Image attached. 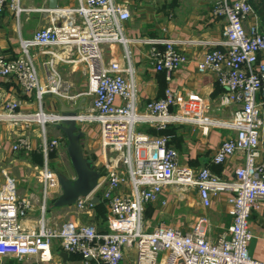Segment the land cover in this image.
I'll use <instances>...</instances> for the list:
<instances>
[{
	"label": "built area",
	"instance_id": "2783aa9c",
	"mask_svg": "<svg viewBox=\"0 0 264 264\" xmlns=\"http://www.w3.org/2000/svg\"><path fill=\"white\" fill-rule=\"evenodd\" d=\"M20 1L0 0V11L7 9L17 19L26 9ZM252 9L250 0H215L211 14L223 19L222 37L196 63L199 71H211L226 88L220 103L235 105L230 119L220 122L234 133L222 138L211 159L213 164L223 165L240 153L243 162L234 168L231 179L212 174L206 167L181 168L178 151L167 143V135L137 129L145 123L162 129L169 123L189 122L202 124L206 131L208 123L218 122L204 115L209 106L199 97H184L169 86L162 96L136 106L133 81L127 76L131 67L122 58H105L104 54L105 44L126 39L121 27L131 16L126 1L77 0L75 5L57 7L59 21L21 37L16 56L0 53V75L15 78L24 92L34 93L39 106L20 112L21 101L8 99L0 119L39 122V149L44 157L34 177L42 188L41 198L32 193L20 195L17 180L1 171L0 259L36 258L41 254V260H49V249L56 239L62 250L79 255L85 264L89 260L121 264L129 252L134 255V264H264L248 252L251 212L264 200V143L260 140L264 129V61L259 57L264 49V30L257 21H251ZM142 40L149 44L148 56L154 68L170 80L186 58L175 39L153 36ZM61 59L83 65L86 91L68 92L57 67ZM46 94L73 100L82 94L91 95L90 104L83 105L75 117L76 121L99 123L100 163L106 174L90 196L75 201L73 211L90 219L95 205L91 196L99 192L106 208L102 230L91 221L52 222L46 217V200L60 190L58 173L48 160L60 140L47 137L44 122H57L62 117L59 112L43 110ZM10 148L33 147L23 132ZM165 188L195 191L202 210L211 207L213 198L225 194L230 206L229 226L212 238L206 217L200 215L187 230L165 225L149 230L143 219L144 205L158 202ZM160 203L165 205L166 200ZM37 208V220L23 223Z\"/></svg>",
	"mask_w": 264,
	"mask_h": 264
},
{
	"label": "crops",
	"instance_id": "0c3cea01",
	"mask_svg": "<svg viewBox=\"0 0 264 264\" xmlns=\"http://www.w3.org/2000/svg\"><path fill=\"white\" fill-rule=\"evenodd\" d=\"M124 1L127 2L131 11V16L121 23L122 32L126 39L124 42L116 41L105 44V58H122L123 62L131 67V74H127V76L133 81L137 107H142L149 99L162 96L166 86L184 97L193 94L199 97L203 103H207L209 108L204 115L218 123H208L206 131L202 130V124L199 123H169L173 127L165 134L169 140L167 143L177 149L181 168L197 170L206 167L212 174L223 179H231L234 168L243 162L242 155L237 153L223 165L213 164L211 159L222 138L234 133L232 129L221 126L220 122L230 119L235 105L233 103H220L226 88L216 81L211 71H199L196 65L202 53L210 49L214 42L222 37L223 19L214 17L211 14V8L215 0ZM250 1L253 6L250 13L251 21H257L260 28L264 30V0ZM20 2L26 9L19 14L17 19L7 9L0 11V53L9 57L16 56L19 53V39L21 37L29 36L35 29L49 25L53 23V20L58 22L60 18H58L59 14L56 13L57 7L75 5L77 0H56V6L53 8L49 6L48 0H21ZM153 36H166L175 39L176 46L186 57L168 81L164 78L163 71L154 68L148 56L149 44L142 40ZM123 55H125V58ZM42 56H38L37 61H40ZM70 57H74V54H71ZM259 57L264 61V49L259 52ZM57 67L69 93L81 91L82 88L86 87L87 77L81 63H74L70 59H61L57 63ZM82 74H84L83 81L76 82V76L78 75V79ZM34 96V93L24 92L15 78L0 75V112L3 110L4 101L8 99H19L21 101L20 112L37 110L39 106ZM58 97L73 105L79 103L82 97H84L82 105L87 106L91 102V95L88 94H82L75 100L46 94L42 105L43 110L48 113H57L60 107ZM44 124L47 137H58L60 140L57 149L51 151L48 156L50 165L52 164L55 167L52 168L60 174L59 168L62 165L59 161L64 153L61 145L65 143V136L56 127L55 121L46 119ZM46 124H49V130H47ZM77 126L81 130V145L84 155L92 162L93 160L100 162L99 123L77 121ZM148 127L156 129L147 123L138 125L137 129L150 134H164L154 131L149 132L146 130ZM23 132L29 135L33 148L11 150V143ZM41 137V124L37 121L26 123L20 120L14 123L5 118L0 119V187L4 179L1 171L7 169L8 173H12V170L16 168L19 173V179L16 177L18 193L20 195L32 193L36 198H41L42 188L34 179L38 168L42 166L44 161L43 153L39 149ZM260 140L261 143H264V129ZM33 151L40 152L41 157L35 155V152L32 153ZM36 159L39 161L41 159V163H38ZM63 172L65 173L62 174L67 176L66 168ZM105 174L106 172L101 173L99 181L105 177ZM71 178H74V176ZM55 196L53 195L46 200V217L48 219L57 222L66 220L91 221L98 230L105 228L106 219L103 220L97 217L95 208L94 215L90 219H86L83 214H76L73 211V204L63 207L53 206ZM161 199L166 200L165 205L160 203ZM186 199L193 200V204L190 205ZM198 210L197 216L193 214V216H196L194 221L198 216L204 215L212 238H216L218 234L226 230L231 222L230 206L225 201V194L213 198L211 207L202 210L198 205L196 192H188L181 188H177L175 191L165 188L158 202L145 204L143 219L147 221L149 230L156 225L180 228L178 227L180 222L177 220L186 217L187 212ZM209 211L210 214L208 215ZM50 214L55 215V217L50 216ZM189 216L191 217L190 214ZM38 217L39 210L37 208L32 216L23 220V223H34ZM249 227L252 233L248 244L249 255L253 259L264 261V200L259 203L257 208L252 210ZM180 229L187 230L188 228ZM49 255V260H41L39 258L41 254L36 258L26 259L3 257L0 259V264H85L79 255L62 250L56 239L51 243ZM133 259V253L129 252L124 256L121 264H134ZM88 264L106 263L89 260Z\"/></svg>",
	"mask_w": 264,
	"mask_h": 264
},
{
	"label": "water",
	"instance_id": "95a60500",
	"mask_svg": "<svg viewBox=\"0 0 264 264\" xmlns=\"http://www.w3.org/2000/svg\"><path fill=\"white\" fill-rule=\"evenodd\" d=\"M48 3L52 8L56 6V0H48ZM86 89L84 87L81 91H86ZM58 100L60 102L58 112L62 117L56 122V127L65 136L67 155L75 173L74 178H67L62 174L57 175L61 192L53 201V206L63 207L74 204L79 197L90 196L97 188L101 173L94 168L92 160L84 155L81 145V130L77 126L75 116L83 106L84 97L76 105L68 104L59 97ZM91 201L95 204L99 201V197L93 195Z\"/></svg>",
	"mask_w": 264,
	"mask_h": 264
},
{
	"label": "rangeland",
	"instance_id": "374dc122",
	"mask_svg": "<svg viewBox=\"0 0 264 264\" xmlns=\"http://www.w3.org/2000/svg\"><path fill=\"white\" fill-rule=\"evenodd\" d=\"M77 77H78V75L76 76V78H75V80H76V82H78V83H80V82H82L83 80H82V78L84 77V74H82V76H80L78 79H77ZM77 83V84H78ZM49 122H51V121H49ZM48 122V123H49ZM46 128H47V130H49V124H46ZM58 133H60V134H62L61 132H58ZM65 138V137H64ZM63 145V146H62ZM61 145V147H63V149H64V153H63V157H62V159L59 161L60 163H61V167L59 168V172H61L60 174H62V173H65V172H63V170H65V168H66V177L67 178H71V177H73V176H75V173H74V170H73V168H72V166H71V164H70V162H69V158H68V155H67V151H66V145H65V143L64 144H62ZM101 163L97 160H93V165H94V168L96 169V170H98V171H101V173H105V168H104V166H102V165H100ZM51 167H53V168H55L52 164H51ZM7 170V169H6ZM7 172H8V170H7ZM10 174L16 179V177L19 179V173L17 172V170H16V168L14 169V170H12V173L10 172ZM62 175H64V174H62ZM65 176V175H64ZM17 180V179H16ZM60 192H61V190H59L58 192H56L54 195H56L54 198H56L59 194H60ZM53 198V199H54ZM187 200V199H186ZM188 202H189V204L190 205H192L193 204V200H187ZM199 212V210L198 211H196V212H187L186 213V217H181V219H178L177 221H179L180 222V225L178 226V227H180V228H191L192 227V225H193V223H194V218L197 216V213ZM185 213V212H184ZM191 215V217L189 216L188 217V215L189 214ZM193 214H195L196 216H193ZM210 214V211L208 212V215ZM185 215V214H184ZM50 216H53V217H55V215H53V214H50ZM173 218V217H172ZM186 218V220H184ZM51 221L53 222V221H56V220H52L51 219ZM176 221V220H175ZM157 226V225H156ZM154 227V226H153Z\"/></svg>",
	"mask_w": 264,
	"mask_h": 264
},
{
	"label": "trees",
	"instance_id": "16d2710c",
	"mask_svg": "<svg viewBox=\"0 0 264 264\" xmlns=\"http://www.w3.org/2000/svg\"><path fill=\"white\" fill-rule=\"evenodd\" d=\"M172 127L173 126L171 124H168V125H166V127L162 128V129H154L152 127H148V129L146 128V130L149 131V132L154 131L156 133H164V134H166V132H168V130H170V128H172ZM34 152H35V155L41 157V153L40 152L36 153V151H33L32 153H34ZM39 153H40V155H39ZM35 158H36V156H35ZM36 161H38V163H41V159H40V161L38 159H36ZM96 194L99 197V195H100L99 192H96ZM94 208H95V212L97 214V217H100L103 220H104V218L106 219V215H105V211L106 210H105L104 203H103L102 200L99 199V201L95 203Z\"/></svg>",
	"mask_w": 264,
	"mask_h": 264
},
{
	"label": "bare ground",
	"instance_id": "6f19581e",
	"mask_svg": "<svg viewBox=\"0 0 264 264\" xmlns=\"http://www.w3.org/2000/svg\"><path fill=\"white\" fill-rule=\"evenodd\" d=\"M43 115H41V117H42ZM44 118V117H43Z\"/></svg>",
	"mask_w": 264,
	"mask_h": 264
}]
</instances>
